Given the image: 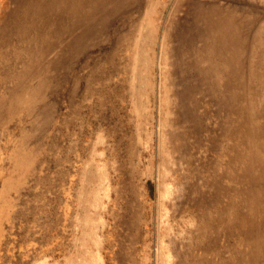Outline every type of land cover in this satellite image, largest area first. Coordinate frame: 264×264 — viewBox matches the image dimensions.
<instances>
[{
    "label": "rangeland",
    "instance_id": "obj_1",
    "mask_svg": "<svg viewBox=\"0 0 264 264\" xmlns=\"http://www.w3.org/2000/svg\"><path fill=\"white\" fill-rule=\"evenodd\" d=\"M250 1L127 0L34 110L11 108L0 79V264H264V0ZM199 3L230 18L227 39L193 22Z\"/></svg>",
    "mask_w": 264,
    "mask_h": 264
},
{
    "label": "bare ground",
    "instance_id": "obj_2",
    "mask_svg": "<svg viewBox=\"0 0 264 264\" xmlns=\"http://www.w3.org/2000/svg\"><path fill=\"white\" fill-rule=\"evenodd\" d=\"M130 1V0H129ZM135 1V0H134ZM138 1V0H137ZM142 1V0H141ZM145 1V0H144ZM149 1V0H148ZM0 1V5H1ZM3 13L0 17V46L7 47L10 52L9 56L4 58L2 66L9 71L5 77H0L3 82L14 81L16 86L14 89H5L3 94L6 103L10 104L18 99L28 96L30 99L31 109H37V105L41 103V86L45 85L50 78L57 79V73L62 70L71 71L72 66L81 51H84L90 44L99 41L104 34L109 32L110 25L115 18L126 7L127 0H3ZM189 2V1H188ZM249 2H251L249 0ZM141 3V2H140ZM181 3V2H180ZM182 3H184L182 1ZM187 3V2H186ZM129 4V3H128ZM131 4H133L131 2ZM138 4V3H137ZM194 4V3H193ZM197 4V3H196ZM217 3H215L216 5ZM136 5V4H135ZM201 3L196 5V8ZM214 5V4H213ZM219 5V4H218ZM250 5V4H248ZM128 6V5H127ZM193 6V5H192ZM212 6V5H211ZM236 6V5H235ZM233 6V7H235ZM238 6V5H237ZM240 6V5H239ZM246 6V5H245ZM131 7V6H130ZM137 7V6H136ZM191 7V6H190ZM209 7V6H208ZM218 7V6H217ZM226 7V6H225ZM232 7V8H233ZM253 7V6H252ZM251 7V8H252ZM139 8V7H138ZM189 8V7H188ZM219 8V7H218ZM221 8V7H220ZM227 8V7H226ZM225 8V9H226ZM237 8V7H236ZM243 9V7H241ZM247 8V7H246ZM255 8V7H254ZM126 9V8H125ZM135 9V8H133ZM191 9V8H190ZM212 11L203 10L202 8L194 9L191 18L193 22L202 20L208 23L211 29L213 24L220 25L217 29L218 39H227L226 26H231L230 18H224L218 22H214L212 17L217 13L214 8ZM224 9V10H225ZM235 10V8H233ZM240 9V8H239ZM245 9V7H244ZM192 10V9H191ZM222 14L223 10H220ZM240 11V10H238ZM247 11V10H246ZM253 11V10H252ZM237 12V11H236ZM244 12V11H243ZM249 12V11H248ZM255 12V11H254ZM259 12V11H257ZM189 13V12H188ZM241 13V11H240ZM238 13V14H240ZM245 13V12H244ZM247 13V12H246ZM250 13V12H249ZM185 14V13H184ZM190 14V13H189ZM235 14V13H234ZM237 14V13H236ZM254 14V13H253ZM122 15V14H121ZM251 15V14H250ZM249 15V16H250ZM186 16V15H185ZM246 16V15H245ZM248 16V17H249ZM252 16V15H251ZM123 17V16H122ZM188 17V16H187ZM218 17V16H217ZM242 18V16L240 15ZM244 17V16H243ZM244 17V19H248ZM255 17V15H254ZM262 17V16H261ZM118 18V17H117ZM239 18V17H237ZM236 18V19H237ZM239 20L244 23L247 20ZM253 19V18H250ZM255 19V18H254ZM135 20V19H134ZM177 20V19H175ZM183 20V19H182ZM257 20V19H256ZM126 21V20H124ZM217 21V20H216ZM238 21V22H239ZM224 22V23H223ZM115 23V22H114ZM201 23V22H200ZM223 23V24H222ZM241 23V24H242ZM250 23V21H249ZM247 23V24H249ZM116 24V23H115ZM178 24V23H177ZM221 24L225 28H221ZM229 24V25H228ZM245 24V23H244ZM259 24V23H257ZM114 25V24H113ZM180 25V24H179ZM255 25V24H254ZM124 26V25H123ZM234 26V25H233ZM242 26V25H241ZM247 26V25H246ZM250 26V25H248ZM247 26V27H248ZM258 26V25H257ZM256 26V28H258ZM113 27V26H112ZM111 27V29H113ZM136 27V26H135ZM195 27V26H192ZM197 27V26H196ZM195 27V28H196ZM245 27L244 30L247 28ZM252 27V26H251ZM260 27V25H259ZM264 29V24L262 25ZM122 28V26H121ZM177 28V26H176ZM198 28V27H197ZM250 28V27H248ZM248 28L245 30L246 33ZM254 28V27H253ZM116 29V28H115ZM127 29V28H126ZM185 29V28H184ZM192 29V28H191ZM262 29V28H260ZM259 29V30H260ZM120 30V29H119ZM134 30V29H132ZM180 30V29H179ZM182 30V29H181ZM231 30V29H230ZM238 30V29H237ZM257 30V29H256ZM255 30V31H256ZM117 31V29L115 30ZM194 31V30H193ZM209 31V30H208ZM233 31V30H232ZM258 31V30H257ZM211 32V31H210ZM244 32V31H243ZM254 32V31H253ZM259 32H262L261 30ZM132 33V32H131ZM178 33V32H177ZM264 33V32H263ZM126 34V32H125ZM184 34V33H182ZM196 34V33H195ZM261 34V33H259ZM257 33V35H259ZM135 35V34H134ZM179 35V34H178ZM235 35V34H234ZM253 35V34H252ZM131 36V35H130ZM133 36V35H132ZM173 36V35H172ZM187 36V35H184ZM238 36V35H237ZM245 36V35H244ZM250 36V35H249ZM124 37V36H123ZM258 36L255 37V39ZM261 37V36H260ZM106 38V37H105ZM108 38V37H107ZM128 37H126L127 40ZM168 38V37H167ZM212 38V37H211ZM230 38V37H229ZM235 38V37H234ZM249 38V37H245ZM253 38V36H252ZM109 39V38H108ZM124 39V38H123ZM129 39V38H128ZM170 39V38H169ZM173 39V38H172ZM190 39V37H189ZM260 39V38H259ZM178 40V38H177ZM180 40H183L180 39ZM185 40V39H184ZM187 40V39H186ZM208 40V39H207ZM231 40V39H230ZM253 40V39H252ZM102 41V40H101ZM129 41V40H128ZM176 41V40H175ZM213 41V39H212ZM248 41V39H247ZM256 40H254L255 43ZM261 41V40H260ZM257 41V42H260ZM122 42V41H121ZM124 42V41H123ZM131 42V41H130ZM203 42V41H202ZM207 42V41H206ZM214 42V41H213ZM246 42V41H245ZM249 42V41H248ZM263 42V41H262ZM118 43V42H117ZM182 43V41H181ZM185 43V42H184ZM195 43V42H194ZM226 43V42H225ZM231 43V42H230ZM247 43V42H246ZM173 44V43H172ZM187 44V43H186ZM185 44V45H186ZM216 44V43H215ZM248 44V43H247ZM251 44V42H250ZM249 44V45H250ZM253 44V42H252ZM251 44V46H253ZM264 44V42H263ZM169 45V44H168ZM211 45V44H210ZM121 46V45H120ZM127 46V45H126ZM189 46V45H188ZM213 46V45H212ZM245 46V45H244ZM124 47V46H123ZM179 47V46H178ZM192 47V46H191ZM195 47V45H194ZM197 47V46H196ZM200 47V46H199ZM246 50H247V46ZM263 47V46H262ZM175 48V47H174ZM180 48V47H179ZM254 48V47H253ZM251 48V49H253ZM137 49V47H136ZM195 49V48H194ZM251 49L249 51H251ZM169 50L170 47H169ZM183 49L181 48V51ZM185 50V49H184ZM199 50V49H198ZM208 50V49H207ZM228 50V49H227ZM264 50V49H263ZM178 51V48H177ZM180 51V50H179ZM180 51V52H181ZM193 51V50H192ZM191 51V52H192ZM197 51V50H196ZM203 51V50H202ZM248 51V50H247ZM246 51V52H247ZM255 51V50H253ZM257 51V50H256ZM260 51V50H259ZM137 52V50H136ZM171 52V51H170ZM198 52V51H197ZM205 52V51H203ZM207 52V51H206ZM226 52V51H225ZM228 52V51H227ZM244 52V51H243ZM209 53V52H208ZM207 53V54H208ZM213 53V52H212ZM211 53V54H212ZM245 53V52H244ZM251 53V52H250ZM264 53V52H263ZM177 54V53H175ZM201 54V53H199ZM216 54V53H215ZM246 54V53H245ZM242 54V55H245ZM255 54V53H254ZM195 55V54H194ZM191 54V56H194ZM253 55V54H252ZM263 55V54H262ZM198 56V53H197ZM212 56V55H211ZM215 56V55H214ZM219 56V55H218ZM221 56V55H220ZM225 56V55H224ZM257 56V53L254 55ZM3 57V54H0ZM200 57V56H198ZM202 57V56H201ZM208 57V55H207ZM186 58V56H185ZM192 58V57H191ZM194 58V57H193ZM203 58V57H202ZM205 58V57H204ZM211 58V57H210ZM219 58V57H218ZM220 59V58H219ZM217 59V60H219ZM223 59V58H222ZM230 59V58H229ZM195 60V59H192ZM205 60V59H204ZM211 60V59H210ZM245 60V59H244ZM252 60V59H251ZM263 60V59H261ZM178 61V60H177ZM203 61V60H201ZM199 61L198 63L200 64ZM224 60H222L223 62ZM227 61V60H226ZM242 61V59H241ZM182 62V61H181ZM195 62V61H194ZM207 62V61H205ZM204 61L202 63H205ZM213 63V58L212 61ZM210 62V65H211ZM254 62V61H253ZM252 62V63H253ZM178 63V62H177ZM183 63V62H182ZM187 63V62H186ZM197 63V64H198ZM221 63V61H220ZM219 63V64H220ZM227 63V62H226ZM234 63V62H233ZM261 63V62H260ZM193 64V63H192ZM196 64V63H195ZM207 63L204 65L206 66ZM218 64V65H219ZM224 64V63H223ZM229 64V63H228ZM21 65V67L19 66ZM191 65V63H190ZM203 65V64H201ZM231 65V64H230ZM237 65V64H236ZM253 65V64H252ZM187 66V65H186ZM196 66V65H195ZM221 66V65H220ZM260 66V65H258ZM256 66V67H258ZM20 67V68H19ZM175 67V66H174ZM189 67V65H188ZM187 67V68H188ZM192 67V66H191ZM189 67V68H191ZM212 69V66H210ZM217 66H215L216 68ZM227 67V66H226ZM242 67V66H241ZM254 67V66H253ZM188 68V69H189ZM202 68V66H201ZM204 68V67H203ZM207 67H205L206 69ZM219 68V67H218ZM183 69V68H182ZM204 69V70H205ZM209 69L208 71L210 72ZM222 69H224L222 67ZM186 70V69H185ZM190 70V69H189ZM194 70V69H193ZM199 70V69H198ZM197 70V72H198ZM201 70V69H200ZM199 70V71H200ZM207 70V69H206ZM213 70V69H212ZM220 70V69H219ZM230 70V68H229ZM192 71V69H191ZM190 71V72H191ZM203 71V70H202ZM215 71V69L213 70ZM193 72V71H192ZM196 72V71H195ZM207 72V71H204ZM203 72V73H204ZM227 72V71H226ZM242 72V71H241ZM67 73V72H66ZM185 73V72H184ZM199 73V72H198ZM213 73V72H212ZM69 74V73H68ZM68 74H66L68 76ZM189 74V72L187 73ZM206 74V73H205ZM238 74V73H236ZM201 75V74H199ZM207 75V74H206ZM211 75V74H209ZM223 75V74H222ZM226 75V74H225ZM179 76V75H178ZM214 76V74H213ZM221 76V75H220ZM228 76V75H227ZM182 77V76H181ZM190 77V76H189ZM205 77V76H204ZM211 77V76H210ZM183 78V77H182ZM196 78V77H194ZM215 78V77H214ZM218 78V77H216ZM187 79V78H186ZM199 79V78H198ZM203 79V77H202ZM209 79V77H208ZM252 79V78H251ZM61 80L65 81V75ZM197 80V78H196ZM201 80V79H200ZM210 80V79H209ZM217 80V79H216ZM215 80V82H216ZM227 80V79H226ZM238 80H241L238 78ZM56 81V80H55ZM242 81V80H241ZM183 82V81H182ZM182 82L180 84H182ZM202 82V81H201ZM208 82V80H207ZM206 82V83H207ZM222 82V81H221ZM176 83V82H175ZM188 83V82H187ZM209 83V82H208ZM56 84V83H55ZM189 84V83H188ZM193 84V83H192ZM211 84V83H210ZM216 84V83H214ZM229 84V83H228ZM203 85V84H202ZM235 85V84H234ZM241 85V84H240ZM239 85V86H240ZM262 85V83H261ZM195 86V85H194ZM205 86H208L206 84ZM213 86V85H212ZM237 86V85H236ZM243 86V85H242ZM199 87V86H198ZM197 87V88H198ZM201 87V86H200ZM193 88V87H192ZM208 88V87H207ZM206 88V89H207ZM237 88V87H236ZM241 88V86H240ZM261 88V87H260ZM199 89V88H198ZM182 90V89H181ZM191 90V89H190ZM213 90V89H212ZM220 91V90H219ZM236 91V90H235ZM53 92V91H52ZM177 92V91H176ZM205 92V91H204ZM228 92V91H227ZM185 93V92H184ZM183 93V94H184ZM194 93V91H193ZM206 93V92H205ZM216 93V90H215ZM219 93V92H218ZM236 93V92H235ZM178 94V93H177ZM182 94V95H183ZM201 94V93H200ZM203 94V93H202ZM213 94V92H212ZM234 94V92H233ZM191 95V94H190ZM214 95V94H213ZM217 95V94H216ZM225 96V95H224ZM233 96V95H232ZM191 97V96H190ZM215 97V96H214ZM187 98V97H186ZM216 98V97H215ZM223 98V97H222ZM233 98V97H232ZM192 99V98H191ZM199 99V98H198ZM221 100V99H220ZM194 101V100H193ZM5 103V104H6ZM222 103V102H221ZM190 104V103H189ZM14 105V104H13ZM12 104L10 107L12 108ZM183 106V105H182ZM186 106V105H185ZM191 106V105H190ZM195 106V105H194ZM198 106V105H197ZM184 108V107H183ZM45 109V108H44ZM47 110V109H46ZM254 113L257 110H253ZM252 111V112H253ZM6 112L0 109V115ZM231 112V110H230ZM259 112V111H258ZM253 117V116H252ZM255 117V115H254ZM256 118V117H255ZM254 118V119H255ZM263 118V117H262ZM253 121V120H251ZM256 125V124H255ZM259 125V124H258ZM262 127V126H261ZM200 203V202H199ZM199 205V204H198ZM205 207V206H204ZM94 260H99L98 258ZM92 262V261H90ZM98 262V261H96Z\"/></svg>",
    "mask_w": 264,
    "mask_h": 264
}]
</instances>
